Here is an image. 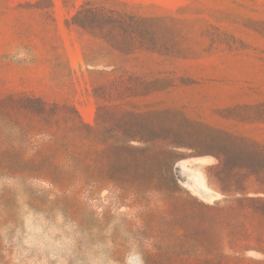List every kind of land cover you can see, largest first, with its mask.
Instances as JSON below:
<instances>
[{
    "label": "rangeland",
    "instance_id": "1",
    "mask_svg": "<svg viewBox=\"0 0 264 264\" xmlns=\"http://www.w3.org/2000/svg\"><path fill=\"white\" fill-rule=\"evenodd\" d=\"M9 244L264 264V0H0Z\"/></svg>",
    "mask_w": 264,
    "mask_h": 264
},
{
    "label": "clouds",
    "instance_id": "2",
    "mask_svg": "<svg viewBox=\"0 0 264 264\" xmlns=\"http://www.w3.org/2000/svg\"><path fill=\"white\" fill-rule=\"evenodd\" d=\"M34 139L38 140L39 137L37 136ZM13 237L14 233H10L9 238ZM0 264H33V261L28 257L26 250L9 244L0 246ZM77 264H95V262L79 260Z\"/></svg>",
    "mask_w": 264,
    "mask_h": 264
}]
</instances>
